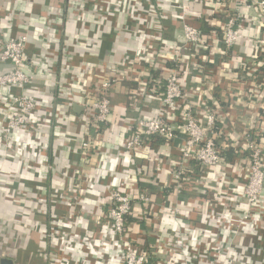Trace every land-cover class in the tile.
<instances>
[{"label":"built area","instance_id":"built-area-1","mask_svg":"<svg viewBox=\"0 0 264 264\" xmlns=\"http://www.w3.org/2000/svg\"><path fill=\"white\" fill-rule=\"evenodd\" d=\"M184 1L187 3L181 5L182 12L178 16L182 23V42L171 49V54L167 57L161 54L166 47L161 39H155L159 31L152 28L154 37L142 50L129 52L116 64H96L83 73L85 77L82 74L77 77L76 82L81 83L78 105L82 111L73 119L82 132L79 145L83 157L102 150V125L114 109L110 96L113 88L120 86L136 112L135 117L124 122L127 133L119 146L122 155L129 160L132 156H141L158 170L162 164V158L158 157L163 154L162 150L176 148L179 157L170 163L164 179L156 183L181 193L184 181L193 179L202 187L199 195L206 200L205 219L216 221L214 228L218 231L204 232V239L191 237L187 255L184 248L179 253L184 239H158L155 245L169 252L166 258L157 257V249H143L131 225L144 222L150 231L138 230V234H155V222L163 215L180 214L182 210L178 206L183 202L172 204L169 194L156 208L154 192L147 187L137 189L136 182L132 181L126 187L106 189L104 224L106 222L107 229L103 235L109 247H101L102 252L96 257L98 264H264L261 250L247 253L246 246L238 245L236 240L239 233H244L255 236L258 241L264 233V100L260 101V97H264V32L253 39L247 57L238 59L241 70L234 72L235 78L230 81L210 65L212 55L204 54L211 43L207 40L211 34L222 43L221 54L230 53L243 32L254 30V21L264 18V0ZM195 3L223 17L214 22L216 27L210 25V35L194 25L202 15L201 10L192 8ZM28 43L26 35L0 40V63L10 65V69L0 72L2 149L14 143V134L30 136L36 128L34 123L43 121L41 101L30 93L34 76L24 69L28 64ZM34 51L33 59L41 64L53 58L48 51ZM185 55L187 63L183 61ZM147 64L158 67L160 73L155 76L146 73ZM74 79L65 83L66 87L71 88L76 83ZM188 79L194 84L188 85ZM227 83L238 84L241 92H233L227 88ZM70 97L73 100L72 94H68ZM149 101H158V105L148 106ZM139 105L145 106L148 112L142 113ZM65 110L66 114L62 115L70 117L73 114L71 106ZM246 117H250L252 124H247ZM177 138H181V143L175 147L173 142ZM210 175L214 176V186L206 185ZM73 180L79 183L80 190L90 187V184L86 188L82 186L80 176ZM131 185L137 192L132 191ZM240 200L244 202L243 207ZM75 206L76 203H71L70 211H74ZM128 217L136 222H128ZM175 221L179 226L182 224L178 219ZM225 233L231 235L226 239ZM94 234L86 235L80 243L66 240L58 245L57 263L84 264L86 256H82L81 251L76 261L70 255L75 249H81Z\"/></svg>","mask_w":264,"mask_h":264},{"label":"crops","instance_id":"crops-1","mask_svg":"<svg viewBox=\"0 0 264 264\" xmlns=\"http://www.w3.org/2000/svg\"><path fill=\"white\" fill-rule=\"evenodd\" d=\"M184 3L187 2L19 0L21 5L15 11L11 0H0V40L27 36L28 64L24 69L34 76L30 93L40 99V113L43 116L40 124L34 123L36 128L29 132L30 136L27 133L14 134V143L9 148H0V222L5 223L0 226V238H4L1 242L5 245L0 259H11L14 264H33L30 259L37 260V264H62L56 260L58 245L61 246L66 240L80 243L86 235L94 232V236L85 241L81 249H75L70 257L76 261V255L81 251L82 256H86L84 264H98L96 257L102 252L101 247H109L108 239L103 235L104 229H107L106 222L104 224L108 197L106 189L126 187L132 181L136 182L137 189L147 187L154 192L156 208L169 194L172 204L183 202L178 206L182 211L177 216L161 215V219L155 222L158 233L154 230L153 236L138 234V230L150 231L144 222L131 225L143 249H157L156 256L166 258L169 252L155 245L158 239H184L179 253L184 248L183 252L187 255L191 237L198 239L208 230L218 231L214 228L216 221L205 219L206 200L199 195L202 187L193 179L184 181L181 193L164 189L156 183L164 179L170 163L179 157L176 148L162 150L163 154L158 156L162 158L158 170H155L156 165L141 156H132L129 160L122 155L119 146L127 133L124 122L135 117L136 112L128 104L129 100L120 86H115L110 96L114 109L108 121L102 125V150L83 157L79 145L82 132L79 123L73 119L80 116L82 111L78 105L81 83L76 82L77 77L98 63L116 64L123 61L129 52L142 50L154 37L152 28L159 31V37L155 39H161L167 48L161 54L169 56L171 48L168 46L174 47L182 42V23L178 16ZM192 8L202 11L198 21L202 32L205 28L208 30L205 34L210 35V25L216 27L214 22L223 19L221 15L211 14L196 3ZM254 23L255 29L244 31L228 54H221L223 46L217 37L211 34L207 38L211 43L206 46L204 54L207 57L212 55L213 63L210 65L226 80L234 79V72H240L238 59L247 57L253 39L264 32V18L258 17ZM33 51H48L53 58L47 64H41L33 59ZM183 61L188 62L186 55ZM8 69L10 65L0 63V72ZM157 71L158 67L147 64L146 73L155 76ZM73 77L76 83L71 88L66 87L65 83ZM190 84L194 82L188 79ZM227 88L235 93H240L242 89L238 84L231 83H227ZM68 94H72L73 100L68 98ZM260 98L263 102L264 97ZM73 101L76 103L72 104ZM74 104L78 107L77 111L73 109ZM157 105L158 101H149L148 104L151 107ZM69 106L73 114L66 117L62 113L66 114L65 109ZM139 107L142 113L148 112L145 106ZM246 120L248 125L252 124L250 117H246ZM180 143L181 138L173 142L175 147ZM76 176L81 177L84 188L89 184L90 187L80 190L79 183L73 180ZM212 183L214 176L210 175L206 185L214 186ZM130 187L137 192L132 185ZM189 197L192 198L191 202L188 201ZM73 202L76 203L75 210L70 211ZM240 206H244L242 200ZM193 213H196L195 218H192ZM176 219L182 221L180 226ZM225 234L226 239L231 235ZM243 237L247 238L244 233H239L237 243L241 244ZM12 243H17L21 250L25 247L27 259L19 263L13 254L16 248H12ZM260 255L264 257V249Z\"/></svg>","mask_w":264,"mask_h":264},{"label":"flooded vegetation","instance_id":"flooded-vegetation-1","mask_svg":"<svg viewBox=\"0 0 264 264\" xmlns=\"http://www.w3.org/2000/svg\"><path fill=\"white\" fill-rule=\"evenodd\" d=\"M254 237L255 236L247 235V238H245V237L242 238L241 244L246 246L247 253H250L251 251H255L257 249H259V250H263L264 249V233H262V237L258 241H255ZM243 240H245L246 243H244ZM241 244L238 242V245H241Z\"/></svg>","mask_w":264,"mask_h":264},{"label":"rangeland","instance_id":"rangeland-1","mask_svg":"<svg viewBox=\"0 0 264 264\" xmlns=\"http://www.w3.org/2000/svg\"><path fill=\"white\" fill-rule=\"evenodd\" d=\"M3 225H5V223L0 222V226H3ZM2 240H4V238H0V245H1L0 246V253H2V251H3L4 247H5V245L1 242ZM12 248H16L13 254L19 260V263L21 261L27 259L28 252L25 251V247L21 250L20 246L17 243H12ZM7 254H9V253H7ZM33 258H34V256H33ZM30 260L33 261V262L30 261L31 263L37 264V260H35V259H30Z\"/></svg>","mask_w":264,"mask_h":264},{"label":"trees","instance_id":"trees-1","mask_svg":"<svg viewBox=\"0 0 264 264\" xmlns=\"http://www.w3.org/2000/svg\"><path fill=\"white\" fill-rule=\"evenodd\" d=\"M11 3H12V5H13V7H14V10L16 11L17 9H18V7H19V5H21V4H19V0H11ZM200 22L199 21H195V23H194V25H196V26H199L200 24H199ZM201 27H202V25H201ZM204 29V28H203ZM205 31H208V30H206V28L203 30V33L205 34ZM207 35V34H206ZM165 46V45H164ZM175 47V46H174ZM168 48L170 49H172L173 47H169L168 46ZM167 49V48H166ZM167 62H165V64H166ZM152 70V69H151ZM160 70L158 69V71L156 72L157 73V75L160 73L159 72ZM155 72V71H154ZM152 74V73H151ZM164 194H165V192H164ZM128 222H136V219H134V218H130V217H128ZM209 222H211V221H209ZM139 223H141V222H138L137 224H139ZM155 232H157L158 233V231H157V229L155 230ZM153 236V235H152ZM205 236H206V234H201L200 236H198V239H204L205 238ZM155 237V236H154Z\"/></svg>","mask_w":264,"mask_h":264},{"label":"water","instance_id":"water-1","mask_svg":"<svg viewBox=\"0 0 264 264\" xmlns=\"http://www.w3.org/2000/svg\"><path fill=\"white\" fill-rule=\"evenodd\" d=\"M77 108H78L77 105L74 104L73 105L74 111H77ZM0 264H14V262L11 259H8V258H1L0 259Z\"/></svg>","mask_w":264,"mask_h":264}]
</instances>
